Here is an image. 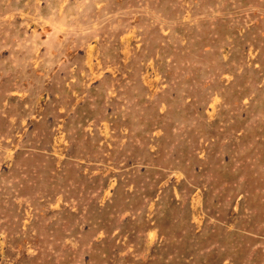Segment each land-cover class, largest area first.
<instances>
[{"label":"rangeland","instance_id":"rangeland-1","mask_svg":"<svg viewBox=\"0 0 264 264\" xmlns=\"http://www.w3.org/2000/svg\"><path fill=\"white\" fill-rule=\"evenodd\" d=\"M0 264H264V0H0Z\"/></svg>","mask_w":264,"mask_h":264}]
</instances>
